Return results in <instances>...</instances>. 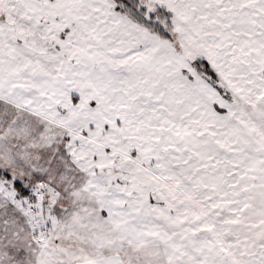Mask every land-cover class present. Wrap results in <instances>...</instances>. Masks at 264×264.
<instances>
[{
  "label": "snow or ice",
  "instance_id": "snow-or-ice-1",
  "mask_svg": "<svg viewBox=\"0 0 264 264\" xmlns=\"http://www.w3.org/2000/svg\"><path fill=\"white\" fill-rule=\"evenodd\" d=\"M0 264H264V0H0Z\"/></svg>",
  "mask_w": 264,
  "mask_h": 264
}]
</instances>
